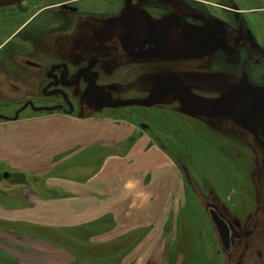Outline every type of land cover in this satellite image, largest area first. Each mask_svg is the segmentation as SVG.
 <instances>
[{"label":"rangeland","instance_id":"rangeland-1","mask_svg":"<svg viewBox=\"0 0 264 264\" xmlns=\"http://www.w3.org/2000/svg\"><path fill=\"white\" fill-rule=\"evenodd\" d=\"M177 1L24 0L0 8L2 69L17 61L19 69H31L25 53L32 48L26 51L21 40L41 38L50 56L40 74L67 67L71 80L80 78L69 102L45 96L43 85L56 89L46 81L11 110L32 101L49 111L63 103L78 115L124 117L176 164L172 204L146 206L153 222H146L145 235L130 237L127 253L91 255L90 264H264V0H205L213 3L210 12ZM137 5L144 10L128 8ZM220 25L236 29V39ZM244 29L255 45L241 39ZM59 40L66 60L48 43ZM94 69L96 81L88 75ZM95 96L102 102L94 103ZM213 210L230 230L226 250ZM7 256L0 264H9Z\"/></svg>","mask_w":264,"mask_h":264},{"label":"crops","instance_id":"crops-1","mask_svg":"<svg viewBox=\"0 0 264 264\" xmlns=\"http://www.w3.org/2000/svg\"><path fill=\"white\" fill-rule=\"evenodd\" d=\"M21 41L26 51L32 48L25 53L31 69H19L18 61L0 64V255L9 264H90L91 255L127 253L129 238L144 236L146 222H153L145 207L172 204L179 188L172 155L124 117L78 115L63 103L49 111L32 101L11 110L42 82L56 88L43 85L45 96L60 94L68 102L80 86L67 67L40 74L50 56L47 40ZM60 42L48 43L66 60ZM91 71L96 81L101 75Z\"/></svg>","mask_w":264,"mask_h":264},{"label":"water","instance_id":"water-1","mask_svg":"<svg viewBox=\"0 0 264 264\" xmlns=\"http://www.w3.org/2000/svg\"><path fill=\"white\" fill-rule=\"evenodd\" d=\"M24 0H0V8L1 7H5V6H9V5H13L19 2H22ZM5 178H8L10 175L9 173H5L3 175ZM212 215H213V221L215 223L216 229L219 233V236L222 240V244L224 245L225 249H228L230 246L229 243V239H230V235H229V227L226 223L225 220H223L214 210L211 211Z\"/></svg>","mask_w":264,"mask_h":264},{"label":"flooded vegetation","instance_id":"flooded-vegetation-1","mask_svg":"<svg viewBox=\"0 0 264 264\" xmlns=\"http://www.w3.org/2000/svg\"><path fill=\"white\" fill-rule=\"evenodd\" d=\"M160 1H162V0H160ZM192 1H195V2H197V3H201L202 5V7H204L205 8V10L206 11H209V8L210 7H208L209 5H213V3H211V2H209V1H205V0H178L177 2H175V3H173V4H175V6L177 5H179L178 7H183V8H186L187 9V7H189V9H194V10H197L198 8V5H195V3L194 2H192ZM177 3V4H176ZM208 4V5H207ZM195 5V6H194ZM173 6V5H172ZM174 7V6H173ZM194 7H196V8H194ZM128 8H130V9H132L133 11H135L136 13H139V11H142V10H144V7H141V6H133V7H128ZM221 8L222 9H225V10H227V11H230V12H235V13H238V12H236V11H234V10H231L229 7H226V6H221ZM210 12V11H209ZM209 16H211V15H209ZM96 17H98V15H96ZM102 17V16H101ZM104 19H106L107 17H103ZM218 26V24H213L212 25V30L211 31H216L218 28H216ZM202 28V27H201ZM204 28H206V26L204 27ZM225 38L226 37H223L222 36V39H224L225 40ZM204 39H205V42H204V45H203V47H204V49L203 50H205L206 49V46H205V44L209 41V37L208 38H205V36H204ZM221 39V40H222ZM206 51V50H205Z\"/></svg>","mask_w":264,"mask_h":264},{"label":"trees","instance_id":"trees-1","mask_svg":"<svg viewBox=\"0 0 264 264\" xmlns=\"http://www.w3.org/2000/svg\"><path fill=\"white\" fill-rule=\"evenodd\" d=\"M224 24V23H223ZM219 25V24H218ZM224 26V27H223ZM220 25V28L226 33V36L227 35H229L230 37H233V38H235V33H234V30H236V29H232V27H230V26H226V25ZM244 31H245V33L243 32L241 35H242V37H241V39L242 40H244L247 44H251V45H255V43L256 42H253V38L250 36V34L247 32V30H245L244 29ZM226 36H223V37H226ZM236 39V38H235ZM225 41H228L227 40V37L225 38ZM226 44H227V46H228V48H235V47H233V46H231L232 44H228L227 42H226ZM250 45V46H251ZM236 47H238V46H236ZM208 48V42L206 43V49ZM244 48H246L245 46H244ZM249 49H251V48H249ZM235 52V51H234ZM233 52V53H234Z\"/></svg>","mask_w":264,"mask_h":264}]
</instances>
